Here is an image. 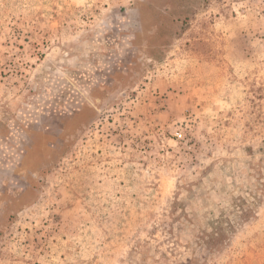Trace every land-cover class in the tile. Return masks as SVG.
<instances>
[{
	"label": "rangeland",
	"instance_id": "rangeland-1",
	"mask_svg": "<svg viewBox=\"0 0 264 264\" xmlns=\"http://www.w3.org/2000/svg\"><path fill=\"white\" fill-rule=\"evenodd\" d=\"M0 264H264V0H0Z\"/></svg>",
	"mask_w": 264,
	"mask_h": 264
},
{
	"label": "built area",
	"instance_id": "built-area-1",
	"mask_svg": "<svg viewBox=\"0 0 264 264\" xmlns=\"http://www.w3.org/2000/svg\"><path fill=\"white\" fill-rule=\"evenodd\" d=\"M180 135V134H179Z\"/></svg>",
	"mask_w": 264,
	"mask_h": 264
}]
</instances>
